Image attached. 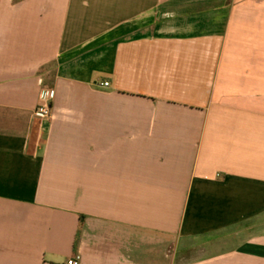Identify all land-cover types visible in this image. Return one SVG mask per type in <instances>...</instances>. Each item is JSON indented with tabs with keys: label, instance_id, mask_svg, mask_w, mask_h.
Instances as JSON below:
<instances>
[{
	"label": "crops",
	"instance_id": "obj_1",
	"mask_svg": "<svg viewBox=\"0 0 264 264\" xmlns=\"http://www.w3.org/2000/svg\"><path fill=\"white\" fill-rule=\"evenodd\" d=\"M75 256L264 264V0H0V264Z\"/></svg>",
	"mask_w": 264,
	"mask_h": 264
},
{
	"label": "built area",
	"instance_id": "obj_2",
	"mask_svg": "<svg viewBox=\"0 0 264 264\" xmlns=\"http://www.w3.org/2000/svg\"><path fill=\"white\" fill-rule=\"evenodd\" d=\"M100 85L107 86L108 82H101ZM53 97V91L51 89H40L38 94V104L34 110V116L38 119H49L51 118L52 108H51V99ZM79 256H75L67 260V264H77Z\"/></svg>",
	"mask_w": 264,
	"mask_h": 264
}]
</instances>
